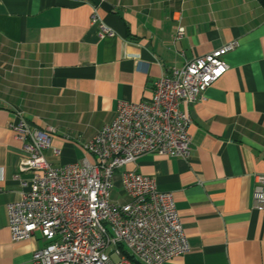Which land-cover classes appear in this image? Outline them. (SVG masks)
Masks as SVG:
<instances>
[{
	"label": "crops",
	"instance_id": "0c3cea01",
	"mask_svg": "<svg viewBox=\"0 0 264 264\" xmlns=\"http://www.w3.org/2000/svg\"><path fill=\"white\" fill-rule=\"evenodd\" d=\"M94 10L114 36L99 37ZM230 41L237 45L223 56L225 73L180 106L192 120L188 158L149 152L125 166L174 199L190 249L163 264H264V210L252 198L264 174V7L258 0H0V264H31L45 244L39 232L14 242L7 225L25 157L8 127L18 112L50 134L60 150L44 151L52 166L93 160L84 144L118 101H149L159 76ZM115 184L123 192L119 176ZM123 195L110 199L126 202ZM118 248L108 249L112 262L142 264Z\"/></svg>",
	"mask_w": 264,
	"mask_h": 264
},
{
	"label": "built area",
	"instance_id": "2783aa9c",
	"mask_svg": "<svg viewBox=\"0 0 264 264\" xmlns=\"http://www.w3.org/2000/svg\"><path fill=\"white\" fill-rule=\"evenodd\" d=\"M100 38L116 32L94 10ZM183 35L178 26L176 39ZM230 41L172 67L154 83L149 101L117 103L114 117L84 144L87 157L54 167L44 151L52 147L48 131L19 119L8 127L22 142L25 157L15 178L17 199L6 205L7 225L14 242L39 232L45 244L35 250L31 264H120L108 249L123 245L142 264H163L189 251L187 237L170 192L158 189L155 178L125 169L142 154L153 152L188 158L191 117L181 104H191L227 70L223 56L234 49ZM31 172L29 180L21 177ZM119 176L126 202L110 199ZM253 207L264 210V174L256 176Z\"/></svg>",
	"mask_w": 264,
	"mask_h": 264
},
{
	"label": "rangeland",
	"instance_id": "374dc122",
	"mask_svg": "<svg viewBox=\"0 0 264 264\" xmlns=\"http://www.w3.org/2000/svg\"><path fill=\"white\" fill-rule=\"evenodd\" d=\"M115 197L124 199V195H123V192L121 191V187L119 184H115L113 191H111V199Z\"/></svg>",
	"mask_w": 264,
	"mask_h": 264
},
{
	"label": "trees",
	"instance_id": "16d2710c",
	"mask_svg": "<svg viewBox=\"0 0 264 264\" xmlns=\"http://www.w3.org/2000/svg\"><path fill=\"white\" fill-rule=\"evenodd\" d=\"M258 2L264 7V0H258Z\"/></svg>",
	"mask_w": 264,
	"mask_h": 264
}]
</instances>
